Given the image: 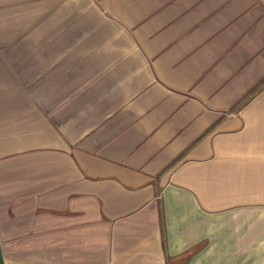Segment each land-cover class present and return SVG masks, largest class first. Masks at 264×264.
Returning a JSON list of instances; mask_svg holds the SVG:
<instances>
[{"label":"crops","instance_id":"1","mask_svg":"<svg viewBox=\"0 0 264 264\" xmlns=\"http://www.w3.org/2000/svg\"><path fill=\"white\" fill-rule=\"evenodd\" d=\"M48 1L0 0V264H264V0Z\"/></svg>","mask_w":264,"mask_h":264},{"label":"rangeland","instance_id":"2","mask_svg":"<svg viewBox=\"0 0 264 264\" xmlns=\"http://www.w3.org/2000/svg\"><path fill=\"white\" fill-rule=\"evenodd\" d=\"M54 2L55 0L48 1V6L51 5L50 9L54 8ZM256 100H257V103H255V106L259 105L258 107H260L264 111V98H258ZM240 114H241V111H240ZM261 116L263 117V119L261 120L259 119V120L262 122V120H264V114H262Z\"/></svg>","mask_w":264,"mask_h":264}]
</instances>
